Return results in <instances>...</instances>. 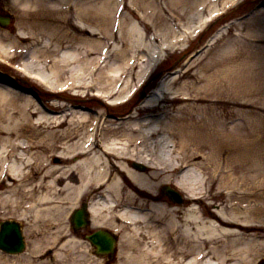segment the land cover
<instances>
[{
	"label": "bare ground",
	"instance_id": "1",
	"mask_svg": "<svg viewBox=\"0 0 264 264\" xmlns=\"http://www.w3.org/2000/svg\"><path fill=\"white\" fill-rule=\"evenodd\" d=\"M119 5L0 0L14 22L0 25V63L15 75L0 76V220L25 222L29 238L24 252L0 250V264L88 261L68 223L82 202L90 229L117 235L114 264H264V128L229 125L246 104L218 92L239 77L238 63L215 59L175 89L190 67L120 118L64 95L124 102L164 59L161 47L147 53L163 37L148 34L159 12L142 6L140 30L123 27ZM21 76L40 88L22 87Z\"/></svg>",
	"mask_w": 264,
	"mask_h": 264
},
{
	"label": "rangeland",
	"instance_id": "2",
	"mask_svg": "<svg viewBox=\"0 0 264 264\" xmlns=\"http://www.w3.org/2000/svg\"><path fill=\"white\" fill-rule=\"evenodd\" d=\"M117 1L120 3L119 7L123 4L126 5L125 10H123L121 12L122 15H120V17L125 16L126 18L123 27H125L126 22L130 21L135 26L139 27L140 30L143 29L138 25L137 20L141 16L142 6L146 7L147 17L154 19V15L159 12L161 17V19H159L160 22L155 24V21L153 23L147 21L151 26L148 34L151 37L157 32H162L161 35L163 37L157 42H153L152 39H149L147 41V53L150 60H152L154 53L161 47L165 54L164 59L157 65L155 71L152 73L153 75H151L152 77H149L148 83H145L139 88L135 95L126 101L125 104L118 105L117 103L114 104L113 102L107 101L105 104L106 107H103L99 106V100H92L91 95L77 96L72 95L71 92L64 93V95L80 98L81 104L79 105L81 107L103 111L110 119L115 117L120 118L129 114H135L138 103L142 101L138 98L139 93L144 91V96H147L155 87L157 88L158 85L160 86L163 81L174 79L191 67L187 75L182 77L177 82L178 84H174V88L177 89L184 81H190L193 76L200 77V71L203 66L212 63V61L216 59L214 62L224 61V63H228L225 64V66H232L234 63H238L241 70L238 78L229 80L218 78L219 80L224 79L223 84L227 86L226 90L221 88L218 90L219 96L222 97V99H235L236 101H241L246 104V107L243 109L244 114L241 115V117H230L228 119L229 125L238 123L264 128V0ZM139 1H141L142 4L139 5ZM135 6L137 8H135ZM5 10V8H0V15L8 18L6 26H11L14 22L11 20V17L8 15L5 16L2 12ZM211 11L216 13L212 21L207 22L203 29L196 30L195 28L200 26L201 22L209 16ZM217 34L221 35L218 39ZM213 39L217 41L211 46L205 47V45L211 43ZM115 46L119 50L121 43H116ZM202 48L203 50H201ZM197 50L201 52L193 58H189L190 56L188 55ZM186 56L188 57L186 58ZM192 63L194 64L191 65ZM16 66L17 64H14V67ZM212 71L213 70L209 73ZM0 76L5 78H9V76L15 77L12 71L1 63ZM16 80V83L22 87L33 84L36 88H40L37 83L28 78L21 76L16 78ZM202 83L203 81L199 84ZM234 85H236V87L233 88ZM44 93H46V91H44ZM235 109L237 110L238 108ZM82 203H80L77 208H80ZM71 213L72 211L69 213L68 223L72 234L73 229L70 224ZM5 220L6 218H3L0 222ZM10 220L17 221L15 218H10ZM17 222L21 224L25 251L29 241L25 233L26 225L25 222ZM91 231L92 230L88 226L80 231L78 230L76 233L77 237L85 241L91 250V258L89 257L88 261H85V259L81 260L78 264H96L97 260V264H104V259L95 256L93 249L85 240L84 236ZM117 247L118 242L116 244V249H118ZM72 255L73 254H71L70 257H73ZM92 256L95 258H92ZM67 259L64 264H76V261L73 262L69 257ZM114 263L115 261L111 262V264Z\"/></svg>",
	"mask_w": 264,
	"mask_h": 264
},
{
	"label": "water",
	"instance_id": "3",
	"mask_svg": "<svg viewBox=\"0 0 264 264\" xmlns=\"http://www.w3.org/2000/svg\"><path fill=\"white\" fill-rule=\"evenodd\" d=\"M0 24L5 25L6 21L0 18ZM143 96L144 92H141L139 98ZM166 192L179 200L178 196L176 194L173 195V192L169 189H166ZM85 208L86 206L83 204L80 209L76 210L71 215L70 221L74 231L88 225V214ZM87 239L95 247L97 254H108L110 257L114 254L116 237L110 235L108 232L97 230L87 236ZM0 248L8 253H17L24 249V242L19 224L11 221L0 223Z\"/></svg>",
	"mask_w": 264,
	"mask_h": 264
}]
</instances>
